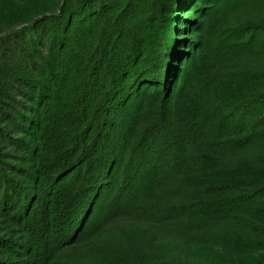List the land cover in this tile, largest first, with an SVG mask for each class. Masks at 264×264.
Here are the masks:
<instances>
[{"label":"trees","instance_id":"obj_1","mask_svg":"<svg viewBox=\"0 0 264 264\" xmlns=\"http://www.w3.org/2000/svg\"><path fill=\"white\" fill-rule=\"evenodd\" d=\"M0 264H264V0H0Z\"/></svg>","mask_w":264,"mask_h":264},{"label":"rangeland","instance_id":"obj_2","mask_svg":"<svg viewBox=\"0 0 264 264\" xmlns=\"http://www.w3.org/2000/svg\"><path fill=\"white\" fill-rule=\"evenodd\" d=\"M181 22L180 25H182ZM155 227H149L147 225L132 223L128 221H119L115 224H111L105 231H103L99 236L93 239L100 241H127L134 242L137 240H145L151 242L153 245L160 247H181L189 251L195 249H203L204 245H196L192 242H188L181 237H175L171 234H156ZM158 230V229H157ZM156 234V235H155ZM226 245L225 241H217L216 243L210 244L211 253H215L214 259L220 258V255L223 254L224 246ZM260 251H252L247 253H242L241 257L247 259L252 255H257Z\"/></svg>","mask_w":264,"mask_h":264}]
</instances>
